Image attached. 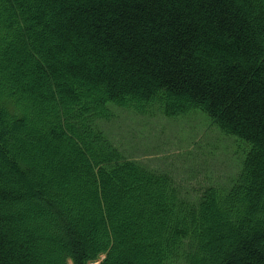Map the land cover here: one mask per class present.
<instances>
[{
	"label": "trees",
	"instance_id": "16d2710c",
	"mask_svg": "<svg viewBox=\"0 0 264 264\" xmlns=\"http://www.w3.org/2000/svg\"><path fill=\"white\" fill-rule=\"evenodd\" d=\"M129 114L207 117L239 164L191 188L109 135ZM100 254L264 264V0H0V264Z\"/></svg>",
	"mask_w": 264,
	"mask_h": 264
},
{
	"label": "rangeland",
	"instance_id": "374dc122",
	"mask_svg": "<svg viewBox=\"0 0 264 264\" xmlns=\"http://www.w3.org/2000/svg\"><path fill=\"white\" fill-rule=\"evenodd\" d=\"M143 119L129 114L127 119H114L105 126L126 155L147 159L153 167L171 169L179 182L191 188L223 177L239 164L241 154L234 150L237 145L242 150L243 143L223 135L207 117L179 118L172 122ZM160 123L168 124H162L161 128ZM103 257L100 254L86 264H100ZM67 264H74L73 259L68 258Z\"/></svg>",
	"mask_w": 264,
	"mask_h": 264
}]
</instances>
